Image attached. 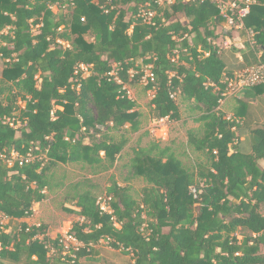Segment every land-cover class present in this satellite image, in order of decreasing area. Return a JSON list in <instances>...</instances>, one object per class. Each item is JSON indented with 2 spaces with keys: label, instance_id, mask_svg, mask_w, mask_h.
Wrapping results in <instances>:
<instances>
[{
  "label": "trees",
  "instance_id": "1",
  "mask_svg": "<svg viewBox=\"0 0 264 264\" xmlns=\"http://www.w3.org/2000/svg\"><path fill=\"white\" fill-rule=\"evenodd\" d=\"M156 1L0 0V55L7 59L0 83V212L8 219L33 215L52 189L48 174L58 164L114 165L129 143L124 128L136 133L141 126L138 103L126 88L144 76L138 62L154 75L146 86L154 92L153 118L182 119L172 94L198 111L203 135L189 131L188 143L205 158L195 171L170 146L134 150L130 176L148 185L141 201L114 183L107 191L113 212L105 213L93 193L77 194L74 208L64 209L82 219L68 232L81 244L70 252L61 235L48 236L46 225L22 223L10 232L0 225V264H83L101 241L132 255L129 264H264V127L255 130L252 154L231 152L236 125L218 110L227 87L218 41L234 28H224L210 0L162 7ZM251 1L244 27L254 32L255 45L246 43L252 67L264 65V0ZM146 4L156 12L154 25L138 18ZM252 88L264 93V84ZM30 151L32 162L6 164L12 153ZM194 185L198 198L190 193Z\"/></svg>",
  "mask_w": 264,
  "mask_h": 264
},
{
  "label": "rangeland",
  "instance_id": "2",
  "mask_svg": "<svg viewBox=\"0 0 264 264\" xmlns=\"http://www.w3.org/2000/svg\"><path fill=\"white\" fill-rule=\"evenodd\" d=\"M55 13L67 14L71 13L70 7H65L61 11L57 7L53 8ZM186 24L187 20L178 15L175 18ZM226 30L229 26L226 22L222 24ZM236 27V26H235ZM233 27L235 30L238 28ZM60 30H64V26ZM225 30V31H226ZM37 33V31H35ZM91 39L90 37H87ZM222 41V40H221ZM61 44V43H60ZM62 45L67 48L69 44L63 42ZM7 59L0 55V83L2 71L5 67ZM141 71L144 72V77L135 85L126 86L128 95L137 101L138 110L141 113L140 130L136 133L130 131V126L124 128L129 143L118 155L116 162L110 166L107 161L96 166H88L86 164H58L49 172V180L51 183V191L46 192V199L34 205V216L29 220L30 225L36 223L38 225H46L49 235L56 238L58 235L66 234L71 229L72 224L82 220L76 215L68 214L65 208H74L76 203V195L84 191H90L96 197L104 198L107 196L108 189L114 184L118 183L120 186H128L131 194L137 201L142 200V191L148 185L142 178H132L130 176V163L134 157V150L145 148L152 143L160 144L161 148L170 146L174 153L179 157L185 167L191 170H197V166L205 162L204 155L196 153L188 143V130H194L197 133L202 132V124L193 122L195 117H198V112L189 103L181 102L179 97H176L180 103V112L182 119L178 122L164 119L163 122L157 121L152 117L150 111V101L153 98L154 92L147 91V83L145 77L150 70L149 67H143L141 62H138ZM136 70H131L130 73L137 75ZM86 75V74H84ZM23 108V104L21 105ZM111 126V125H110ZM111 136H117L116 132L109 128H103ZM87 144L89 140L85 141ZM104 157V153L101 154ZM264 213V209L262 210ZM1 220V219H0ZM4 226H8L7 232L17 230L21 224L18 219L3 220ZM245 232L239 231V239L242 240ZM100 246L104 250L102 256L96 260L87 261L84 264H104V261L112 262L114 264H128L131 260L130 256L123 255L120 250L114 249L110 246L109 241H101ZM264 253V247L262 248Z\"/></svg>",
  "mask_w": 264,
  "mask_h": 264
},
{
  "label": "crops",
  "instance_id": "3",
  "mask_svg": "<svg viewBox=\"0 0 264 264\" xmlns=\"http://www.w3.org/2000/svg\"><path fill=\"white\" fill-rule=\"evenodd\" d=\"M230 33V36L222 35L221 39L218 41V45L222 49V58L227 67V74L224 81L227 78L236 79V77H238L246 69L250 68L251 65L255 64V57L249 51H247L246 46L247 42L250 43V38L248 36H241L242 31L239 30L232 29ZM256 56L260 57V53H256ZM258 93V90H256L255 88L240 90L237 93L224 98L223 102L218 108V110L224 115L225 118L229 119L231 122H234L236 125L235 130L238 135V140L231 146V152H234L236 149H238L240 152L245 154L253 153V147L256 142L255 130L259 127H264V93ZM198 117L192 119L194 120L193 122L199 123L195 121ZM189 131L191 130H188V132ZM260 165L262 168H264V161H260ZM34 211L35 210L33 208V214ZM31 217L18 220H20L21 224H28ZM30 226L39 225L34 223ZM67 232H69V230ZM49 234L50 233L48 231V236H50ZM94 249L95 255L86 258L83 261V264L94 259L98 260L102 256L104 250H102L100 244L94 246ZM120 253L125 255L122 251ZM126 256L132 257V255ZM130 259L131 260L129 261V263L132 262V258ZM94 263L98 264L97 261H94ZM104 264L114 263L105 260Z\"/></svg>",
  "mask_w": 264,
  "mask_h": 264
},
{
  "label": "built area",
  "instance_id": "4",
  "mask_svg": "<svg viewBox=\"0 0 264 264\" xmlns=\"http://www.w3.org/2000/svg\"><path fill=\"white\" fill-rule=\"evenodd\" d=\"M202 2L206 0H201ZM216 8L219 10L220 16L225 20V22L232 27H237L238 29H245L247 36L250 38V45L254 46L255 41L253 39L254 32L252 30H246L244 27V20L250 13V6L253 3L251 0H210ZM156 3L158 4V7H162L166 4H171L172 0H157ZM156 12L153 11L150 8L149 4H146L144 7L141 8L138 18L142 19L143 22L154 25L153 19L155 18ZM236 20L238 21V24L236 25ZM84 21V19H82ZM235 27V28H236ZM80 69L84 71V77H87L90 75L88 72V67L84 65H80ZM131 72V71H130ZM129 72V73H130ZM114 75V73H112ZM131 77H134L135 74L130 73ZM144 77V76H143ZM145 81L148 85V83L151 81H154V75L151 72V69L147 72ZM227 87L225 90V93L223 94V99L226 98L229 95L235 94L240 90H245L248 88H252L261 84H264V65L259 64L252 66L248 69H246L243 73H241L236 79H230L227 78L226 80ZM120 82V81H119ZM172 99H176V94L171 95ZM223 99L220 101V104L223 102ZM6 121L11 124V126H14V119L7 118ZM160 122H163L164 119L159 120ZM0 157H3L0 155ZM36 156L32 155V152L30 151L27 156H20L17 153H12L11 159L6 160V164L11 167L13 165V162L19 161L20 164H28L32 162ZM202 186V185H201ZM190 193L193 195L194 198H198L200 194V186H191L190 187ZM111 201L112 198L105 196L104 198L98 199V204L101 207V210L105 213H112L111 209ZM0 225L4 226L3 220L8 219L3 213L0 212ZM61 244L63 245L65 252H70V249L73 248L77 250L81 247V244L72 236L69 235L67 232L66 234L61 235L60 239Z\"/></svg>",
  "mask_w": 264,
  "mask_h": 264
}]
</instances>
